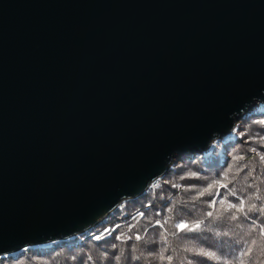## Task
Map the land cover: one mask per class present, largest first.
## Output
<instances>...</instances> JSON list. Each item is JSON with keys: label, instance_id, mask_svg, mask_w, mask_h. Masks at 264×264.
<instances>
[{"label": "water", "instance_id": "1", "mask_svg": "<svg viewBox=\"0 0 264 264\" xmlns=\"http://www.w3.org/2000/svg\"><path fill=\"white\" fill-rule=\"evenodd\" d=\"M264 104V0H0V258L67 240Z\"/></svg>", "mask_w": 264, "mask_h": 264}, {"label": "trees", "instance_id": "2", "mask_svg": "<svg viewBox=\"0 0 264 264\" xmlns=\"http://www.w3.org/2000/svg\"><path fill=\"white\" fill-rule=\"evenodd\" d=\"M261 156L264 104L209 151L177 161L143 196L124 202L99 226L1 257L0 264H264V214L248 211L253 204L264 206ZM241 201L243 213L227 207ZM179 224L189 228L181 230ZM201 249L220 259L194 255Z\"/></svg>", "mask_w": 264, "mask_h": 264}, {"label": "snow or ice", "instance_id": "3", "mask_svg": "<svg viewBox=\"0 0 264 264\" xmlns=\"http://www.w3.org/2000/svg\"><path fill=\"white\" fill-rule=\"evenodd\" d=\"M253 151H255V150L253 149ZM236 159H243V157H237ZM260 159H261V161H264V156H261ZM220 187H224V185H220ZM204 191L207 192V191H209V189H205ZM201 195H203V193H201ZM256 199L259 200V199H261V197L257 196ZM221 203H224V202L221 201ZM227 207L230 208V209H235L236 211L241 212V213H243L245 211V205H244L243 201H241L238 206L236 204H228ZM252 209H256L257 212L260 213V214H264V206H261V207L257 208V206L255 204H253L251 206V208L248 209V211L251 212ZM208 215L211 216L212 213H208ZM232 219L235 220L236 216L233 215ZM253 224H255V220H253ZM177 227L180 228L181 230H183V229L189 228V225L188 224H179V225H177ZM199 227H200V224L197 223L195 225V228H199ZM261 232H262V234H264V229H261ZM225 235H226V233H225ZM136 239H140V237L137 236ZM252 243L255 244L256 242L252 241ZM262 250H264V249H262ZM250 252H251V248H249L246 252H242L241 255H246V254H248ZM194 255L204 256V257H207V258L213 259V260L220 259L219 257H217L215 255V253H213V252H205L203 249L199 250L198 252H194ZM162 258H163V256H161V259ZM116 259L118 261L120 259V257L117 256ZM135 259H139V257H136ZM169 259H171V257H169ZM189 264H192V262L189 261ZM241 264H242V262H241Z\"/></svg>", "mask_w": 264, "mask_h": 264}, {"label": "rangeland", "instance_id": "4", "mask_svg": "<svg viewBox=\"0 0 264 264\" xmlns=\"http://www.w3.org/2000/svg\"><path fill=\"white\" fill-rule=\"evenodd\" d=\"M238 123H239V122H238ZM174 164H175V163H174ZM174 164H173V165H174ZM168 173H169V172H168ZM155 182H156V181H155ZM155 182H154V183H155ZM154 183H153V184H154ZM153 184H152V185H153ZM152 185H151V186H152ZM151 186H150V187H151ZM140 200H141V199H140ZM147 201L152 202L153 199H152V198H148ZM125 202H126V201H125ZM123 203H124V202H123ZM123 203H122V204H123ZM122 204H121V205H122ZM121 205H120V206H121ZM120 206H119V207H120Z\"/></svg>", "mask_w": 264, "mask_h": 264}]
</instances>
